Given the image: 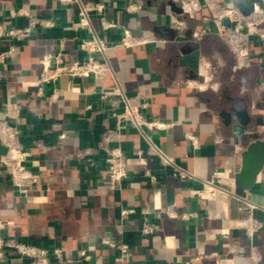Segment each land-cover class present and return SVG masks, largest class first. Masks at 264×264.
<instances>
[{"label": "crops", "instance_id": "crops-1", "mask_svg": "<svg viewBox=\"0 0 264 264\" xmlns=\"http://www.w3.org/2000/svg\"><path fill=\"white\" fill-rule=\"evenodd\" d=\"M78 1L103 3V17L116 27L103 30L95 14L92 30L79 27L77 2L0 0V24L25 26L28 18L21 11L53 23L22 41L21 51L2 67L0 110L21 131L34 175L26 194L19 195L0 165V224L5 232L40 247H58L73 259L82 250L90 255L73 264H264V213L243 209L244 203H263L264 171L246 197L234 193V174L247 142L242 135L264 130V61L256 38L244 35L247 55L238 58L217 35L206 0ZM211 1L242 15L239 7L260 11L259 0ZM130 5L131 13L126 10ZM124 29L153 42L109 49L111 71L100 80L62 76L46 87L43 97L36 96L44 55L59 54L71 64L84 56L77 49L79 39L95 33L118 43ZM6 48L0 41V52ZM203 59L209 69H204ZM96 85H119L135 105H146L142 113L147 119L166 123L149 134L192 178L180 179L164 170L148 154L143 137L125 128L120 146L128 157L130 180L112 191L98 143L103 121L112 128L115 123L107 112L84 118L88 100L101 107L89 97ZM53 92L56 101L50 99ZM232 109L245 112L248 121L241 123ZM53 123L60 125L63 140L50 130ZM187 135L198 139L197 149ZM86 149L90 153L79 158ZM146 173L157 182L151 184ZM204 180L214 181L223 192L210 200L192 196ZM251 217L263 227L249 240ZM145 226L150 233H142ZM121 244L130 249L124 263L115 261ZM6 264L29 262L14 259Z\"/></svg>", "mask_w": 264, "mask_h": 264}, {"label": "built area", "instance_id": "built-area-1", "mask_svg": "<svg viewBox=\"0 0 264 264\" xmlns=\"http://www.w3.org/2000/svg\"><path fill=\"white\" fill-rule=\"evenodd\" d=\"M62 3H78V26L91 28L92 16L98 15L101 19L103 30L113 29L115 23L106 21L103 17L105 5L103 3H82L78 0H59ZM212 11L211 20L214 23L217 35L225 41L229 49L238 57L247 55L248 43L244 35L254 36L259 44L262 60L264 61V0H259L260 11L251 13L248 16L242 15L234 8H225L215 4L211 0H206ZM129 13L133 12V6L126 9ZM25 14L28 22L25 26H6L0 24V41L7 43V48L0 52V82L3 79L2 67L8 60L16 56L21 51V42L27 41L30 36L39 28L51 27L53 23L44 21L29 13ZM245 27L246 34H242L240 29ZM77 49L84 54L67 64L59 54H46L42 57L40 64L41 70L36 80L37 97H43L47 86H53L62 76L71 78H92L102 79L111 71V65L107 58V51L112 48H132L137 45L153 42L152 39L136 37L128 29H124L122 37L118 43H108L95 33L88 38L76 41ZM204 69L210 68L209 61L203 59ZM101 103L98 108L90 100L86 102L84 118L91 120L100 113H106L113 119L115 127L112 128L107 120L103 121V132L98 143V149L105 154V164L108 171L109 188L112 191H120L130 180L128 169V157L126 151L120 146L121 131L125 128H132L137 131L147 144V152L150 156L156 157L164 170H171V174L180 179H191L192 175L179 167L173 157L163 152L153 141L149 134L153 130L164 129L166 123L159 120L147 119L142 113L146 106L135 105L133 99L128 97L119 85L111 88H104L96 85L89 94ZM58 95L53 92L50 95L52 101H56ZM9 115L0 110V147L3 152L0 154V165L5 176L10 181L12 187L19 195H24L34 182V175L29 167L30 153L24 149L21 143V131L9 121ZM50 130L55 132L57 140L64 139L65 134L59 124L53 123ZM187 139L193 149L199 146L198 139L192 135H187ZM41 143H36L40 147ZM91 150L86 149L78 153L79 158L89 154ZM140 153V152H139ZM151 184L157 182L155 175L146 173ZM223 192L214 181L204 180L201 187L193 189L191 195L207 200L213 199L218 193ZM263 203L261 205L243 204V209H258L264 213V187L262 188ZM126 211H122L124 215ZM185 217V216H184ZM263 227L262 221L255 217L250 218L246 234L252 240L254 234ZM149 226L142 229L143 234L150 233ZM103 244L115 248V245L107 240ZM252 253L255 256L256 249L253 247ZM130 249L127 244L118 247V255L115 261L124 263L128 261ZM14 259L26 260L29 264H73L79 259H90L86 251H80L76 259L70 258L58 247L46 248L20 240L10 236L5 232L0 224V264H6Z\"/></svg>", "mask_w": 264, "mask_h": 264}, {"label": "water", "instance_id": "water-1", "mask_svg": "<svg viewBox=\"0 0 264 264\" xmlns=\"http://www.w3.org/2000/svg\"><path fill=\"white\" fill-rule=\"evenodd\" d=\"M244 16L252 13V6L248 11H244L239 7ZM242 34H246L245 27L240 29ZM232 113L241 121L246 123L248 118L245 112H239L235 109L231 110ZM230 116L228 113L223 112L221 115ZM242 138L247 142L241 152L240 168L234 174V193L238 197H246L247 192L252 190L256 185L259 175L264 171V130L261 133H244Z\"/></svg>", "mask_w": 264, "mask_h": 264}]
</instances>
